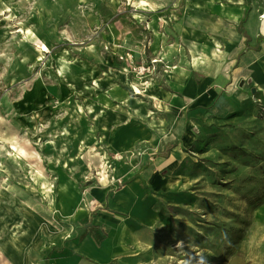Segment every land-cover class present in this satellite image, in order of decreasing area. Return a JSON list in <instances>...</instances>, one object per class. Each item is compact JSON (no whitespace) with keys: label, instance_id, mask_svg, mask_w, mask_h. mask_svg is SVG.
<instances>
[{"label":"rangeland","instance_id":"1","mask_svg":"<svg viewBox=\"0 0 264 264\" xmlns=\"http://www.w3.org/2000/svg\"><path fill=\"white\" fill-rule=\"evenodd\" d=\"M190 1L198 6L0 0V243L16 221H42L31 247L46 264L53 250L94 227L99 208L90 189L117 188L143 170L151 183L174 131L150 89L168 87L172 71L191 58V33L179 27ZM93 51L102 62L87 76L77 65ZM247 86L188 109L194 135L178 138L183 158L172 170L188 176L186 200L161 203L170 221L156 228V264H264V94ZM124 95L144 103L145 126L129 145L117 144L124 119L108 121L109 112H122ZM158 118L165 131L151 135L149 122Z\"/></svg>","mask_w":264,"mask_h":264},{"label":"crops","instance_id":"2","mask_svg":"<svg viewBox=\"0 0 264 264\" xmlns=\"http://www.w3.org/2000/svg\"><path fill=\"white\" fill-rule=\"evenodd\" d=\"M188 11L186 24L179 27L191 33L188 42L191 58L172 71L168 87L150 89L153 99L161 102L157 110L172 117L170 126L174 136L167 132L170 136L165 141L173 144L171 153L157 156L149 185L145 184L143 170V177L132 178L117 188L90 189L88 195L98 201L95 208H99L94 227L85 236L69 239L61 248L53 250L46 264H156L161 258L156 228L170 221L160 208L161 203L186 200L181 185L188 176L172 170L183 158L182 147L176 144L178 138L184 135L191 141L194 135L188 109L193 103L210 105L220 95H236L241 85L264 94V0H198V6L196 1H190ZM91 56L77 65L80 73L87 76L96 74L102 62L96 51ZM128 97H123L122 112H109L108 118L111 122L117 114L124 119L116 130L117 144L121 145L133 143L134 135L143 131L137 125L145 126L140 116L143 101ZM132 113L133 117L129 116ZM159 118L158 122H149L147 128L151 135L153 128L165 131V121ZM164 169L170 173L164 174ZM24 220L16 221L15 229L3 232L0 264H43L31 245L44 223Z\"/></svg>","mask_w":264,"mask_h":264},{"label":"bare ground","instance_id":"3","mask_svg":"<svg viewBox=\"0 0 264 264\" xmlns=\"http://www.w3.org/2000/svg\"><path fill=\"white\" fill-rule=\"evenodd\" d=\"M36 40H37V39H36V36H32L31 39H30V41L33 42V43L36 42ZM42 49H43V50H48V46H47V45H44V46L42 47ZM65 63H66V61H64V62L61 61V64H60V65L63 66ZM16 151L20 152V153H17V152H16L17 155L24 154V150H23V149H18V148H17ZM165 161H166V163H168L167 160H165Z\"/></svg>","mask_w":264,"mask_h":264}]
</instances>
